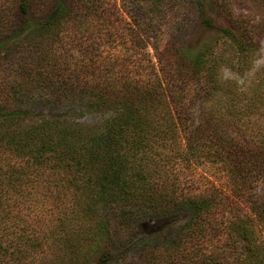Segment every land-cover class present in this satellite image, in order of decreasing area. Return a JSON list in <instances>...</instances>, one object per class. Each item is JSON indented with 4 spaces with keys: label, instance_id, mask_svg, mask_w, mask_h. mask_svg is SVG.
Returning <instances> with one entry per match:
<instances>
[{
    "label": "rangeland",
    "instance_id": "obj_1",
    "mask_svg": "<svg viewBox=\"0 0 264 264\" xmlns=\"http://www.w3.org/2000/svg\"><path fill=\"white\" fill-rule=\"evenodd\" d=\"M201 1L205 11L214 2ZM195 2L164 0L153 4L151 0H84L86 5L78 16V22L70 24L58 45V52L63 55L61 60L70 66L67 74L81 76L84 78L81 84L85 82L86 86L102 79L108 86H117V82L126 79L147 90L168 93L170 88L176 92L177 104H188L192 102L190 97L196 83H183L179 77H173L175 73H170L164 62L168 58L166 47H171L175 41L174 44L179 42L182 52L191 57L206 52L207 67H201L200 72L205 73L207 68L212 70L221 82L220 94L226 89L236 95L246 93V98H250L251 92L264 84V31L257 47L241 52L219 28L204 23L206 16L196 14ZM218 6L230 9L233 16L240 12L243 16L250 14L253 18L250 23L258 22L261 14L258 7H253V2L246 0H234ZM17 65L16 60L9 56L1 62L0 74L5 81L18 76ZM118 87L121 88L120 85ZM25 99L30 102L28 106L34 108L25 118L0 120V145L12 137L24 141L32 134L35 145L46 146L42 151L47 153L52 166L31 165L32 149L27 148L21 155L8 156V152L0 148V157L7 156V162L13 172L17 171L14 174L19 179L15 188L7 193L9 201L5 202L10 205L6 207L9 211L0 212V245L6 247V251L0 252V264H96L104 249L117 251L121 256L109 264H200L207 258L217 259L218 264L235 261L239 249L235 252L231 246L227 238L228 227L233 216L245 212V201L240 200L242 204L235 205L239 198L238 201L233 198L232 180L219 159L211 158L202 164L201 161L188 164L183 159L185 146L180 131L172 143L153 141L146 152L150 159L147 167L160 168L162 174H170L176 186L174 194L178 197L206 191L222 196L218 197V206L215 205L201 222L204 224L202 231L191 230L190 235L182 233L188 212L154 217L133 211L123 219V227L129 229L130 237L125 232L122 239L115 238L109 244L103 239L98 248L91 249L96 230L94 226L85 229L83 225H87V220L76 210L75 200L82 190L85 191L86 187L81 182L83 178L95 186L101 166L95 165L90 173L86 169H78L81 173L76 170L59 172L53 166L72 150L98 153L96 162H101L100 154L104 153L105 147L101 144L100 135L113 113L55 114L49 105L38 103L36 93L19 100L24 102ZM224 99L212 97L206 102V107L211 108L214 100L219 103ZM19 100L17 105L25 107ZM0 101L6 102L1 97ZM9 103L13 104L11 100ZM243 122L247 128L259 132L264 119L254 115V119L245 118ZM8 184L9 180L5 182L6 186ZM259 187L260 184L256 190ZM250 190V186L244 187L245 199L247 194L250 198ZM111 220L115 219L112 217ZM65 236L78 243V253L76 249L69 251L71 245L59 247L54 241L55 237ZM144 236H150V249L135 245ZM260 237L264 239V227ZM170 244H173V249H169Z\"/></svg>",
    "mask_w": 264,
    "mask_h": 264
},
{
    "label": "trees",
    "instance_id": "obj_2",
    "mask_svg": "<svg viewBox=\"0 0 264 264\" xmlns=\"http://www.w3.org/2000/svg\"><path fill=\"white\" fill-rule=\"evenodd\" d=\"M83 1L0 0V64L9 56L16 60L19 69L18 76L9 78V82L0 74V97L6 100L0 101L1 122L29 115L34 106H28V99L24 102L19 99L34 93L38 103L49 105L55 114L82 116L85 112L113 113L100 135L101 144L105 147L104 153L100 154L101 162H96L98 153L72 150L53 166L59 172L86 169L88 173L95 165L101 166L95 186L83 178L81 182L86 187L85 191L82 190L75 200L76 210L87 220L84 228L89 230L94 226L96 230L91 249L98 248L103 239L109 244L115 238L122 239L125 232L128 234L129 229L123 227V219L133 211L154 217L188 212L182 233L190 235L191 230L202 231L204 224L201 222L217 205L218 197L222 196L206 191L178 197L174 194L176 186L170 174H162L160 168L147 167L150 159L146 152L153 141L172 143L178 131L182 132L185 146L183 159L188 164L219 159L232 180L235 189L233 198H239V203L235 205L240 206V200L245 201V212L233 216L229 222L227 238L235 252L239 249L231 264H264V239L260 237L264 227V122L260 123L259 132L247 128L243 122L245 118L254 119V115L264 119V84L253 90L250 98H246V93L236 95L226 89L220 94L221 82L212 70L207 68L205 73L200 72V68H205L207 64L206 52L197 57L188 56L182 52L179 42L174 44L175 41L171 47H166L168 58L164 62L170 73H175L173 77H179L183 83H196L191 103L177 104L174 89L169 88L168 93L147 90L126 79L119 83L115 81L117 86H108L103 79L95 80L89 86L85 82L81 84L84 78L74 73L67 74L70 66L61 60L63 55L58 50L63 41L62 34L71 23L78 22V16L86 5ZM163 1L151 0L153 4ZM213 1L208 6L209 12L205 11L201 0L195 2L196 14L206 16L204 23L219 28L241 52L257 47L260 34L264 31V0H259L258 5L257 0H246L253 2V7L261 11L256 23H250L253 18L248 13L243 16L240 12L238 16H233L230 9L218 6L234 0ZM212 97H225L227 100L219 103L214 100L212 107L208 108L206 102ZM17 100L25 107L17 105ZM33 142L32 134L24 141L12 137L0 148L8 152V156L21 155L27 148L32 149L31 165L52 166L47 153L42 151L46 146ZM7 160V156L0 157V212L9 211L6 209L9 204L5 202L9 201L7 193L19 181L14 174L17 171H12ZM8 180L10 184L6 186ZM246 186H250L251 192L250 198L247 194L245 199ZM100 207H104L103 210ZM130 236L131 233L128 234ZM68 238L55 237L54 241L59 247L71 245L69 251L76 249L78 253L80 246ZM149 241L150 236H144L135 245L150 249ZM173 247L170 244L169 249ZM5 248L0 245V252L6 251ZM120 257L117 251L104 249L98 255L96 264H109ZM200 264L218 263L217 259L207 258Z\"/></svg>",
    "mask_w": 264,
    "mask_h": 264
}]
</instances>
